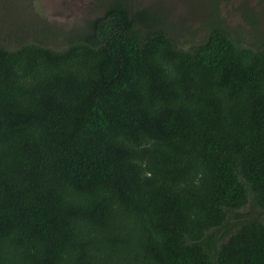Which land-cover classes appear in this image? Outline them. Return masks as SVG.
I'll list each match as a JSON object with an SVG mask.
<instances>
[{"label": "trees", "instance_id": "16d2710c", "mask_svg": "<svg viewBox=\"0 0 264 264\" xmlns=\"http://www.w3.org/2000/svg\"><path fill=\"white\" fill-rule=\"evenodd\" d=\"M100 2L0 39V264H264V37Z\"/></svg>", "mask_w": 264, "mask_h": 264}, {"label": "rangeland", "instance_id": "374dc122", "mask_svg": "<svg viewBox=\"0 0 264 264\" xmlns=\"http://www.w3.org/2000/svg\"><path fill=\"white\" fill-rule=\"evenodd\" d=\"M264 0H134L137 7L156 6L167 16L171 33L183 47L198 43L212 8L230 28L231 35L245 44H258L264 37ZM100 0H0V39L15 46V31L40 37L55 45L53 35L35 34L36 28L55 26L79 33L87 21L104 12ZM28 20L30 22H28ZM64 43L62 42L61 45Z\"/></svg>", "mask_w": 264, "mask_h": 264}]
</instances>
